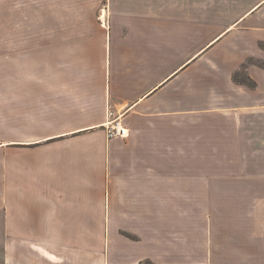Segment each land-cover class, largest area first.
Masks as SVG:
<instances>
[{"label": "crops", "instance_id": "crops-1", "mask_svg": "<svg viewBox=\"0 0 264 264\" xmlns=\"http://www.w3.org/2000/svg\"><path fill=\"white\" fill-rule=\"evenodd\" d=\"M103 6L95 29L57 40L48 29L45 59L20 60L0 40V264H180L196 254L176 252L173 233L163 245L162 197L211 193L184 192L182 167L205 164L193 180L208 187L214 144H264V0ZM108 109L128 138H107ZM72 190L100 201L95 223ZM104 227L108 251L89 253ZM211 250L200 260L214 262Z\"/></svg>", "mask_w": 264, "mask_h": 264}, {"label": "rangeland", "instance_id": "rangeland-1", "mask_svg": "<svg viewBox=\"0 0 264 264\" xmlns=\"http://www.w3.org/2000/svg\"><path fill=\"white\" fill-rule=\"evenodd\" d=\"M7 1V8L0 6V40L7 41V54L15 53L16 58L24 61L40 60L41 56L45 59L47 30L50 28L55 30L56 40L62 39L63 29L97 28V19L101 12L104 14L105 2L53 0V5H50L47 0H37L38 4L31 7V0ZM52 10L53 21L47 19L48 11ZM64 16H67L66 20ZM80 39L71 36V45ZM207 39L195 38L194 45ZM94 41L95 38L92 44ZM259 63L264 66V61ZM262 120L264 126V118ZM213 151L214 165L211 168L214 180L209 182L208 187L206 183L203 185L193 180L206 172L205 164L182 167L193 177L192 181L183 185L184 189L192 190L184 192L190 194L194 188H208L211 189L210 195L162 197L163 245L166 246V241L169 243L174 235L179 238V245L173 246L176 252L196 254L180 264H206V261L200 260L206 247L212 249L214 262L210 264H264V144H214ZM73 192L72 207L81 209V213L84 210L86 216L90 214L91 223H95L101 208L100 201L91 195L87 200L85 196L88 193L84 195L82 190ZM96 231L100 233L99 229H90L89 235L98 236ZM109 231L108 227L102 229L101 249L92 241L87 245V251H108ZM121 233L135 239L130 233ZM170 233L173 235L170 236ZM169 244L165 251H169Z\"/></svg>", "mask_w": 264, "mask_h": 264}, {"label": "built area", "instance_id": "built-area-1", "mask_svg": "<svg viewBox=\"0 0 264 264\" xmlns=\"http://www.w3.org/2000/svg\"><path fill=\"white\" fill-rule=\"evenodd\" d=\"M108 139L128 138L129 129L124 125L122 114H118L111 109L107 111V121L104 125Z\"/></svg>", "mask_w": 264, "mask_h": 264}, {"label": "trees", "instance_id": "trees-1", "mask_svg": "<svg viewBox=\"0 0 264 264\" xmlns=\"http://www.w3.org/2000/svg\"><path fill=\"white\" fill-rule=\"evenodd\" d=\"M246 67L244 66L243 69H245ZM234 81L236 83L248 86L251 89H255L257 87V83L255 81H253L252 79H250V77H248L247 75H245L242 72H238L234 75ZM143 264H153L150 261H146Z\"/></svg>", "mask_w": 264, "mask_h": 264}, {"label": "bare ground", "instance_id": "bare-ground-1", "mask_svg": "<svg viewBox=\"0 0 264 264\" xmlns=\"http://www.w3.org/2000/svg\"><path fill=\"white\" fill-rule=\"evenodd\" d=\"M102 17H103V14H102ZM104 17H105V12H104Z\"/></svg>", "mask_w": 264, "mask_h": 264}]
</instances>
